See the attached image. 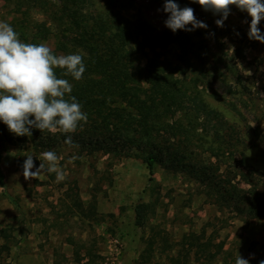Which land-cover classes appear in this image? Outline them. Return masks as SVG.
I'll use <instances>...</instances> for the list:
<instances>
[{"label":"rangeland","instance_id":"374dc122","mask_svg":"<svg viewBox=\"0 0 264 264\" xmlns=\"http://www.w3.org/2000/svg\"><path fill=\"white\" fill-rule=\"evenodd\" d=\"M89 1L91 9L79 10L70 0H0V21L22 41L45 42L56 54H86L83 78H63L88 116L75 133H65L78 147L62 141L45 147L60 157L62 181L47 172L25 180L26 156L35 168L43 162L34 136H15L0 122V264H53L58 255L73 264L74 249L82 247L101 264H137L153 233L163 231L175 244L202 228L222 252L236 257L244 244L242 258L264 261L263 223L213 201L228 180L238 193H264V44L248 38L251 18L233 6L218 27L220 15L174 0L207 25L182 30L179 39L165 27V0ZM259 28L264 34V21ZM158 80L164 100L174 95L184 103L196 95L221 126L204 134L193 112L156 107ZM79 132L109 138L107 149L86 153ZM149 154L158 157L151 182ZM138 204L152 205L143 227L135 225ZM169 252L198 264L179 246H156L155 259Z\"/></svg>","mask_w":264,"mask_h":264},{"label":"clouds","instance_id":"9594fccd","mask_svg":"<svg viewBox=\"0 0 264 264\" xmlns=\"http://www.w3.org/2000/svg\"><path fill=\"white\" fill-rule=\"evenodd\" d=\"M191 2L199 4L205 11L220 15L222 18L215 21L218 27H223L233 6L246 12L251 18L248 38L264 44V34L259 28L260 22L264 21V0ZM163 11L169 14L165 27L173 33L207 28L203 21L196 18L194 9L181 8L174 0H165ZM85 55L83 51L56 54L45 42L26 43L9 23L0 21V122L18 137H31L33 128L41 132L75 133L82 123L87 122L88 116L77 98L71 95L73 84L63 77L81 80L86 71ZM57 70L63 75L58 76ZM65 143L69 147H78L71 136ZM41 157L43 162L39 160L41 163L35 168L34 157L26 156L23 164L25 180L37 179L46 172L55 173L57 181L65 179L58 163L60 157L54 150L42 152ZM235 264H249V260L238 253Z\"/></svg>","mask_w":264,"mask_h":264},{"label":"trees","instance_id":"16d2710c","mask_svg":"<svg viewBox=\"0 0 264 264\" xmlns=\"http://www.w3.org/2000/svg\"><path fill=\"white\" fill-rule=\"evenodd\" d=\"M73 4H76V8L79 10H84L85 8L91 9L92 4L89 0H70ZM182 30H178L174 33V37L182 39ZM178 40V39H177ZM182 42V41H181ZM179 44V42H177ZM179 46H182L179 44ZM182 50V47H179ZM95 62L99 60V57L92 55ZM163 85L158 80L157 86L154 89L159 97L160 101L156 107H163L167 112L177 111L181 108L187 109L193 112L197 117L201 118L202 122L200 125L201 132L204 134H210L216 131L215 128L220 127L216 119V114L207 108L206 103L200 99L198 96L193 95L184 103L176 100L174 95L170 99L164 100L167 97V92L162 89ZM149 109V107H148ZM159 109V108H158ZM151 133V132H150ZM32 144L33 149L39 154L44 152L46 146H55L60 141L65 142V133L57 134L51 133L47 130L40 131L38 129H32ZM95 134L94 136H86L79 132L76 135L79 138V142L85 145L86 153L90 154L99 150L107 149L109 143L107 140L109 138H99ZM160 151V150H159ZM158 157L156 155L149 154L144 158L146 169L149 175L148 181H152V172L154 163ZM232 181L228 180V188L225 185L216 188L215 192H218L215 196L214 204L218 206V209H225L227 212H235V215L243 214L248 219L259 220L264 226V193L263 194H253L250 191L244 193H238L234 186L231 184ZM0 186H3V176L0 171ZM152 205L150 204H138L134 208L135 214V225L138 227H143L146 223L147 211ZM151 232H155L153 228L150 229ZM3 234L2 229L0 230V235ZM213 236H206L205 229H201L200 233L196 234L193 232L186 233L182 236L178 243H171L163 231H157L151 236L147 237L146 247L143 249L142 253L139 255L137 264H190V256L181 255V253L171 252L166 255L165 259L156 258L154 252L156 246L161 247L162 251L168 249H173L174 246H179L181 250L185 251L189 255H192L193 261L198 264H214L215 262L219 264H235L236 257L232 254H227L222 252V244L214 243ZM4 249L7 246L3 245ZM83 250V251H82ZM53 264H67L66 261L59 258V255L53 261ZM73 264H101V257L96 255L91 249H74L73 251ZM249 264H260V261H250Z\"/></svg>","mask_w":264,"mask_h":264},{"label":"crops","instance_id":"0c3cea01","mask_svg":"<svg viewBox=\"0 0 264 264\" xmlns=\"http://www.w3.org/2000/svg\"><path fill=\"white\" fill-rule=\"evenodd\" d=\"M243 245H244V244H243ZM243 245L241 244V247L239 246V247H240V249H239V251L237 250V252H236V253H237V255H238V253H240V252L242 251L241 249H242V248H244V247H242ZM246 248H247V247H246ZM236 253H235V255H236Z\"/></svg>","mask_w":264,"mask_h":264}]
</instances>
